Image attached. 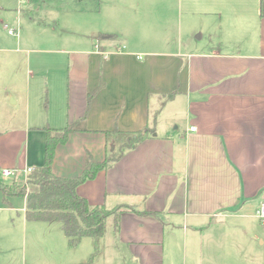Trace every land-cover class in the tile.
Instances as JSON below:
<instances>
[{
	"label": "crops",
	"instance_id": "obj_1",
	"mask_svg": "<svg viewBox=\"0 0 264 264\" xmlns=\"http://www.w3.org/2000/svg\"><path fill=\"white\" fill-rule=\"evenodd\" d=\"M6 1L0 0V11L7 10ZM60 9H68L64 23L77 41L40 50L62 55L64 64L27 82L23 100L12 99L13 105L23 101L26 112L0 129V174L15 168L24 180V169L43 164L46 127L62 130L83 120L82 130L56 151L52 169L60 177L82 174L89 153L105 159L114 131L147 129L138 147L78 189L91 205L134 210L122 214L117 233L112 224L125 264H202L210 226L225 219L262 221L264 0H19L16 10L48 17ZM192 31L201 33L191 37ZM1 57L0 51V66ZM100 85L87 111L88 96ZM163 96L172 98L163 104ZM180 100V126L172 128L174 119L159 130L164 110L174 104L179 111ZM13 198L6 203L0 190V209H11L3 203ZM22 198L20 229L0 234L5 246L20 241L25 252L29 247L31 264L90 259L92 239L86 254L67 253L72 248L51 223L27 221ZM255 238L264 246V231ZM218 250L208 248L212 255Z\"/></svg>",
	"mask_w": 264,
	"mask_h": 264
},
{
	"label": "rangeland",
	"instance_id": "obj_2",
	"mask_svg": "<svg viewBox=\"0 0 264 264\" xmlns=\"http://www.w3.org/2000/svg\"><path fill=\"white\" fill-rule=\"evenodd\" d=\"M6 2L7 10L0 11V51L3 56L1 57V61L4 62H1L2 65L0 66V129L2 130L10 128L14 117L18 119L16 117L19 114L25 118L26 107L23 101L13 105L12 99L17 101L16 96L21 98V100L26 97L27 82L34 81L39 76L46 78L50 70H54L53 67L64 64L61 58L63 57L62 55L48 51L42 52L40 50L66 49V43L70 39L76 38L74 40L77 41L78 38L77 35L74 36L73 31H69L68 27L65 26L64 17L69 13L68 9L66 11L60 9L56 13H50L48 17H45L44 14L35 13V15H31L27 12L25 14L19 13L16 10L19 0H7ZM9 31H12L13 34H10ZM200 33L194 35L192 31L189 36L192 37L194 35L198 37ZM42 86H44V83H41V90L43 91ZM12 92L14 95H11L13 94ZM171 98L163 96L160 100L164 104L169 103ZM39 103L40 101L37 98L35 99V103L33 100L32 106H38ZM175 105L178 106L179 111L177 108L173 109V107H176L174 104L169 105L164 110L161 119L159 118L158 120V122L161 121L159 130L163 126L171 124L174 119L178 120V122L174 123L172 128L180 126L179 123L185 118V108L181 100ZM24 118L22 119L23 125L25 123ZM79 126L81 128L82 125L80 124ZM114 141H118V136ZM33 146L31 144L32 149ZM76 147L77 145L72 149L73 152L77 151ZM118 147L116 148L117 150H119ZM108 149L109 154L115 150L113 144ZM91 150L99 156L100 149L98 143H93ZM13 181L12 177L4 178L0 174V182L12 184ZM16 181L17 184H24L22 178H18ZM3 204L8 208L11 207V209H0V234L7 236L15 235L20 229V219L24 216V199L22 197H15L11 200L10 205ZM263 223L264 221L260 220L252 222L249 220L225 219L219 224H214L218 225L216 226L217 230L213 226H210L206 229V236L212 235V237L210 239L204 237L202 240L203 252H201L200 257L201 263L264 264V246H261L263 238L260 241H257L255 238L256 234L264 231ZM112 224V219L108 220L102 252L95 264H125L126 262L127 254L125 251L119 247L117 249L113 243ZM50 225H52L53 229L63 234L64 239H67L69 245L68 238L62 230L61 225L59 223H51ZM17 238L15 237V239ZM90 245L93 246L91 239H84L77 246L67 250V253L82 256V254H86V252L91 250ZM211 247L219 248L220 252L212 255L208 251V248L210 249ZM92 252L93 249L89 252V255ZM190 254L191 250H189ZM0 264H31L29 247L25 252L20 241L5 246L0 240ZM128 264H136V261L132 260Z\"/></svg>",
	"mask_w": 264,
	"mask_h": 264
},
{
	"label": "trees",
	"instance_id": "obj_3",
	"mask_svg": "<svg viewBox=\"0 0 264 264\" xmlns=\"http://www.w3.org/2000/svg\"><path fill=\"white\" fill-rule=\"evenodd\" d=\"M102 86L100 85L89 94L87 111L92 98ZM82 121L69 124L62 130L46 127L43 164L33 169V172L28 176L27 185L17 184V182L12 184L0 182V190L6 203H9L8 199L12 197L26 199L27 221L59 223L68 238L70 247L77 246L85 238L92 239L94 242L93 253L90 259L82 264H95L106 236L108 220L112 219L117 233L122 214L134 210L125 205L112 210L107 209L104 205H91L85 197L78 193V189L86 182L95 180L101 172L110 169L123 157L126 151L138 147L148 137L149 131L147 129L135 133L114 131L118 136V143L112 142L115 148L113 153L108 154L101 161L94 160L89 153L82 174L75 178L57 176L52 169L56 151L59 146L68 143L73 133L82 130L79 126L83 124ZM117 147L119 150L116 149ZM142 214L148 215L147 212ZM149 215L157 216V214Z\"/></svg>",
	"mask_w": 264,
	"mask_h": 264
},
{
	"label": "built area",
	"instance_id": "obj_4",
	"mask_svg": "<svg viewBox=\"0 0 264 264\" xmlns=\"http://www.w3.org/2000/svg\"><path fill=\"white\" fill-rule=\"evenodd\" d=\"M10 34H13L12 31H9ZM101 54H103L105 57H107L108 55L105 53L100 52ZM141 58V57H140ZM195 127H193L191 129V131H195ZM34 168H26L23 170V174L25 175L24 178V184L27 185V180H28V176L33 172ZM19 174H21V172L18 169L15 168H4L1 170V175L4 178H9L12 177L13 179L17 180ZM258 218H260L262 221H264V204H262L259 208L258 211Z\"/></svg>",
	"mask_w": 264,
	"mask_h": 264
}]
</instances>
